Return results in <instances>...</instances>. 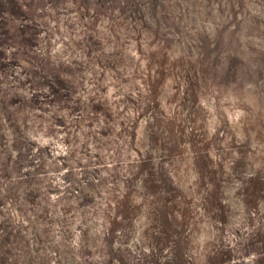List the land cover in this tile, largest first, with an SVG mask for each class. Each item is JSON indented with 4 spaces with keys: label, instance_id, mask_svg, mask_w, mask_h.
<instances>
[{
    "label": "rangeland",
    "instance_id": "obj_1",
    "mask_svg": "<svg viewBox=\"0 0 264 264\" xmlns=\"http://www.w3.org/2000/svg\"><path fill=\"white\" fill-rule=\"evenodd\" d=\"M0 264H264V0H0Z\"/></svg>",
    "mask_w": 264,
    "mask_h": 264
}]
</instances>
